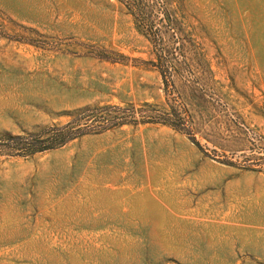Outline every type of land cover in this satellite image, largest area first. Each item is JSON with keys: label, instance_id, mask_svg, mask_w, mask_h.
<instances>
[{"label": "rangeland", "instance_id": "rangeland-1", "mask_svg": "<svg viewBox=\"0 0 264 264\" xmlns=\"http://www.w3.org/2000/svg\"><path fill=\"white\" fill-rule=\"evenodd\" d=\"M0 264H264V0H0Z\"/></svg>", "mask_w": 264, "mask_h": 264}, {"label": "trees", "instance_id": "trees-1", "mask_svg": "<svg viewBox=\"0 0 264 264\" xmlns=\"http://www.w3.org/2000/svg\"><path fill=\"white\" fill-rule=\"evenodd\" d=\"M54 136H55L54 139H57V138L60 137L61 135H60V134H55ZM56 137H57V138H56ZM28 149H30V151L33 152V151H37V150H43L44 148H42L41 146H38V145H34V144H32L31 146H29Z\"/></svg>", "mask_w": 264, "mask_h": 264}]
</instances>
